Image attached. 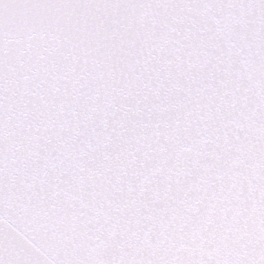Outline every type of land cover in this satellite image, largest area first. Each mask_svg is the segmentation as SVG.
<instances>
[{
	"label": "snow or ice",
	"instance_id": "snow-or-ice-1",
	"mask_svg": "<svg viewBox=\"0 0 264 264\" xmlns=\"http://www.w3.org/2000/svg\"><path fill=\"white\" fill-rule=\"evenodd\" d=\"M0 264H264V0H0Z\"/></svg>",
	"mask_w": 264,
	"mask_h": 264
}]
</instances>
